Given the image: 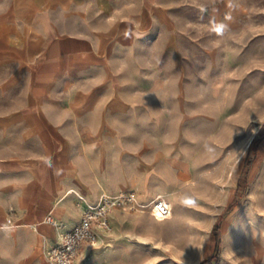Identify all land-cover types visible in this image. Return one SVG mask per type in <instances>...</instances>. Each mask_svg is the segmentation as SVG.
<instances>
[{
    "label": "crops",
    "instance_id": "obj_1",
    "mask_svg": "<svg viewBox=\"0 0 264 264\" xmlns=\"http://www.w3.org/2000/svg\"><path fill=\"white\" fill-rule=\"evenodd\" d=\"M180 1L0 0V256L8 264L60 243L102 192L133 187L120 180L122 166L137 168L138 142L160 139L153 126L164 123L148 94L179 91L145 79L160 75L153 61L185 37L174 17ZM209 12L231 18L239 7L222 0ZM175 146L170 173L184 156ZM125 217L113 211L98 243Z\"/></svg>",
    "mask_w": 264,
    "mask_h": 264
},
{
    "label": "rangeland",
    "instance_id": "obj_2",
    "mask_svg": "<svg viewBox=\"0 0 264 264\" xmlns=\"http://www.w3.org/2000/svg\"><path fill=\"white\" fill-rule=\"evenodd\" d=\"M182 1L174 17L185 37L153 61L160 75L145 79L179 86L148 94L164 121L153 126L160 139L138 142L137 168L122 166L120 180L133 187L105 192L132 191L144 207L112 210L128 217L104 243L85 244L73 264H199L212 254L213 225L236 193L208 264H264V136L254 150L250 144L264 133V0H233L239 13L231 18L209 12L222 0ZM177 143L184 156L170 173ZM158 194L172 207L167 219L150 214ZM39 255L27 264H47ZM0 264L8 262L0 256Z\"/></svg>",
    "mask_w": 264,
    "mask_h": 264
},
{
    "label": "built area",
    "instance_id": "obj_3",
    "mask_svg": "<svg viewBox=\"0 0 264 264\" xmlns=\"http://www.w3.org/2000/svg\"><path fill=\"white\" fill-rule=\"evenodd\" d=\"M144 207L132 191L116 194L102 192L96 201L83 204L79 222L61 235L60 243L44 250L47 264H73L74 259L85 244L96 245L101 232H109L111 225L109 214L114 209L139 210ZM171 207L161 198H156L150 206V214L154 218H166ZM46 221L53 227L58 223L50 216Z\"/></svg>",
    "mask_w": 264,
    "mask_h": 264
},
{
    "label": "trees",
    "instance_id": "obj_4",
    "mask_svg": "<svg viewBox=\"0 0 264 264\" xmlns=\"http://www.w3.org/2000/svg\"><path fill=\"white\" fill-rule=\"evenodd\" d=\"M263 136H264V133L263 134L261 133L259 135L258 139H252L251 140V143H250L251 144V150L255 149L259 139L262 138ZM249 164H250V160H247L245 162V166L247 167V166H249ZM242 181H244V180H242ZM242 181H240V180L238 181V189H239V185H241V188L244 190V185H243ZM236 203H237V193L235 194V197L233 198V200L223 208V210L221 211V213L219 214V216L217 217V219L213 225V228L211 231L212 237L214 240V248H213L212 254L205 257L203 260H201L199 262V264H208L211 260L216 258V255L219 251L220 223H221L223 217L232 210V208L236 205Z\"/></svg>",
    "mask_w": 264,
    "mask_h": 264
},
{
    "label": "bare ground",
    "instance_id": "obj_5",
    "mask_svg": "<svg viewBox=\"0 0 264 264\" xmlns=\"http://www.w3.org/2000/svg\"><path fill=\"white\" fill-rule=\"evenodd\" d=\"M163 199V198H162ZM164 200V199H163ZM165 201V200H164ZM166 202V201H165ZM167 203V202H166ZM170 207H171V205L169 204V203H167ZM171 209H172V207H171ZM170 215H171V213H170ZM170 215L168 216V217H170ZM168 217H166V218H154V219H156V220H160V219H167Z\"/></svg>",
    "mask_w": 264,
    "mask_h": 264
}]
</instances>
